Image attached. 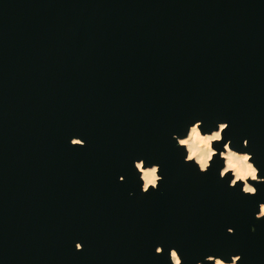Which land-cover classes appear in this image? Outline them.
Wrapping results in <instances>:
<instances>
[{
	"label": "water",
	"instance_id": "1",
	"mask_svg": "<svg viewBox=\"0 0 264 264\" xmlns=\"http://www.w3.org/2000/svg\"><path fill=\"white\" fill-rule=\"evenodd\" d=\"M197 118L264 175V0H0V264H264V184L185 164L172 133Z\"/></svg>",
	"mask_w": 264,
	"mask_h": 264
},
{
	"label": "clouds",
	"instance_id": "2",
	"mask_svg": "<svg viewBox=\"0 0 264 264\" xmlns=\"http://www.w3.org/2000/svg\"><path fill=\"white\" fill-rule=\"evenodd\" d=\"M230 127L228 120H218L215 127L205 126L204 120L194 119L190 122L182 133H172V140L175 141L177 148L182 150L183 162L191 164L200 174H207L213 166L218 169V177L227 181V187L236 188L238 182L239 191L249 196H255L258 193V184H264V175L260 174L262 169L257 165L254 153L251 151L238 150L232 147L233 140L225 139V132ZM214 142H223L222 147H213ZM72 146H85L86 140L73 135L69 138ZM219 144V143H217ZM249 146V139L243 140V147ZM215 157V160H214ZM132 165L138 174L139 190L143 194L149 193V190L158 191L164 180L161 164L149 161L146 158H136ZM230 174V176H229ZM125 177L119 176V181L123 182ZM255 182V183H252ZM134 195V193H129ZM258 211H255V219L264 218V201L257 205ZM256 225L250 226V231L256 232ZM227 233L235 235V228L228 227ZM84 243L80 240L75 242V250H82ZM164 245L157 244L155 253L163 254ZM243 254H228L227 256L206 254L202 259H197L195 264H238L242 261ZM168 260L170 264H184L183 255L179 248H168Z\"/></svg>",
	"mask_w": 264,
	"mask_h": 264
}]
</instances>
